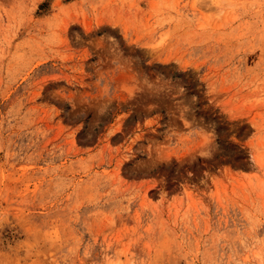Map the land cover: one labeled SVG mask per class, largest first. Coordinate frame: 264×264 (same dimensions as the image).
<instances>
[{
  "label": "rangeland",
  "instance_id": "1",
  "mask_svg": "<svg viewBox=\"0 0 264 264\" xmlns=\"http://www.w3.org/2000/svg\"><path fill=\"white\" fill-rule=\"evenodd\" d=\"M0 264H264V0H0Z\"/></svg>",
  "mask_w": 264,
  "mask_h": 264
}]
</instances>
